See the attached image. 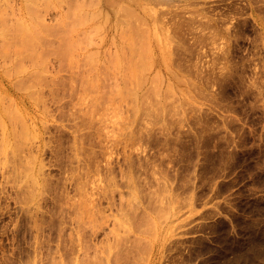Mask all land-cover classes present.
<instances>
[{
    "label": "rangeland",
    "instance_id": "374dc122",
    "mask_svg": "<svg viewBox=\"0 0 264 264\" xmlns=\"http://www.w3.org/2000/svg\"><path fill=\"white\" fill-rule=\"evenodd\" d=\"M96 3L0 0V264H264V0Z\"/></svg>",
    "mask_w": 264,
    "mask_h": 264
},
{
    "label": "bare ground",
    "instance_id": "6f19581e",
    "mask_svg": "<svg viewBox=\"0 0 264 264\" xmlns=\"http://www.w3.org/2000/svg\"><path fill=\"white\" fill-rule=\"evenodd\" d=\"M116 2L117 3V0H108V2ZM96 5H97V7H96V9L93 11V12H91V14H90V16L92 17H90L89 15H83L82 13H85L86 14V12H85V10L83 11V10H81V11H77V10H73L72 12H73V16H74V18H76V20H78L79 21V24L78 25H80V24H82V23H85V21L83 22V20L85 19V17H86V19H87V16L88 17H90L89 19H97L99 16H100V14H103L102 13V9H101V5H102V0H97V3H96ZM77 8V7H76ZM81 9V8H80ZM88 11V10H87ZM109 16V15H108ZM88 19V20H89ZM75 20V22L77 23V21ZM80 20H81V22H80ZM75 23V24H76ZM64 25H65V28H64ZM64 25L62 26V28H64V29H62L63 31L65 30V31H68V32H73V34H74V32L76 31V30H74L75 28V26H70V25H68L67 24V22L66 23H64ZM67 32V33H68ZM70 32V33H71ZM44 33H49V31L47 30V28L46 29H42V30H40V29H38V30H36V29H34V28H30V27H27L26 29H24L23 31H22V34H19V36H17V38L19 39V41L22 43L21 44V46L18 48V49H20V48H33L34 47V45L35 44H40V43H42L43 41V39H44ZM65 33V32H64ZM69 34V33H68ZM66 36L64 37L65 39H66V37L68 36L67 34H65ZM69 35H71V34H69ZM72 36V35H71ZM69 37V36H68ZM71 38V37H70ZM68 40H69V38H68ZM66 41V42H69V41ZM130 40V39H129ZM66 42H65V40H64V43L66 44ZM72 42H73V40H72ZM75 42V41H74ZM73 42V43H74ZM128 43H130V42H128ZM127 43V47L130 49V50H134V46H133V44H132V40H131V43L130 44H128ZM65 44H64V46H65ZM75 44V43H74ZM67 45V47L65 46H63V47H61V50H63L64 51V53H63V51H62V54H64V56H66V50H69L70 51V53H71V44H66ZM73 45V44H72ZM63 48V49H62ZM66 48V49H65ZM125 50V49H124ZM68 52V51H67ZM124 52V51H123ZM123 52H120L119 54H118V56H117V58H116V60L118 61V64H117V61H116V65L118 66L119 64L121 65V63L123 62V61H125V60H123V58H126V57H124V55H122L121 53H123ZM150 52L151 51H149V49L147 48L146 50H145V52H142L141 51V53L145 56V55H147V56H149L150 55ZM59 53H60V51H59ZM69 53V52H68ZM67 53V55H69ZM124 54V53H123ZM149 54V55H148ZM132 56H134V55H132ZM139 62V61H138ZM135 63L134 62V60L132 59V57H130L129 58V60L127 61V63L126 64H124V65H121V67H124L125 65H127L128 64V66H125L126 67V71H128L129 72V74H130V78H139L140 77V75H138V67H141L144 63H142V62H140V63ZM125 63V62H124ZM144 66V65H143ZM21 67V66H20ZM23 69V70H22ZM19 72H26L25 70V68H23V67H21V68H19ZM6 71V70H5ZM89 84L92 86V87H95L96 85H97V82H95V81H91V82H89ZM1 104V103H0ZM3 106V105H2ZM1 107V106H0ZM4 107H2V109L1 110H4V113L6 114V115H8L7 117H9L10 119L12 118V117H10V115L9 114H11V113H13L14 114V111L12 110V109H10L11 111H9V109L7 108V110H5V109H3ZM13 111V112H12ZM2 111H0V113H1ZM10 112V113H9ZM2 114V113H1ZM4 114V115H5ZM13 114L11 115V116H13ZM4 123V122H3ZM6 124L7 123H5V127H3V128H5V130H8L7 128H6ZM5 133H6V131H5ZM8 134V133H7ZM11 134V133H10ZM9 140V138L7 137L6 138V140ZM5 140V141H6ZM8 140L5 142V146L6 145H9V142H8Z\"/></svg>",
    "mask_w": 264,
    "mask_h": 264
}]
</instances>
